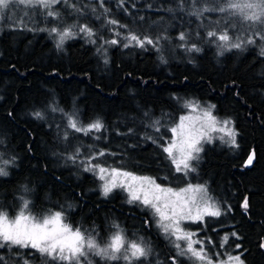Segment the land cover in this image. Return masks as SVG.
<instances>
[{"label":"trees","instance_id":"trees-1","mask_svg":"<svg viewBox=\"0 0 264 264\" xmlns=\"http://www.w3.org/2000/svg\"><path fill=\"white\" fill-rule=\"evenodd\" d=\"M225 4L65 0L48 11L40 8L33 24L2 21L0 157L12 165L0 177V211L13 216L28 201L33 215L60 212L99 247L119 231L125 248L136 242L148 250L139 259L96 258L94 264H188L150 211L129 203L121 191L101 195L99 180L81 166L97 156L94 163L153 177L163 186L205 184L224 214L209 220V234L220 238L235 231L238 237L229 244L239 243L245 264H264V52L252 32L241 30L237 37L230 26L237 14L204 11ZM64 7L75 13L70 24L59 23L70 33L61 42L47 30L58 25L54 17ZM75 19L82 25L72 28ZM85 26L91 35L81 31ZM210 31L230 39L209 37ZM130 34L153 43L141 47L126 39ZM235 42L241 46L231 47ZM186 102L211 106L217 118L233 124L236 138L234 146L205 147L193 169L182 173L163 148ZM70 120L80 128L97 121L103 127L85 133L70 127ZM251 152L254 161L246 168ZM0 243V264H69Z\"/></svg>","mask_w":264,"mask_h":264},{"label":"snow or ice","instance_id":"snow-or-ice-1","mask_svg":"<svg viewBox=\"0 0 264 264\" xmlns=\"http://www.w3.org/2000/svg\"><path fill=\"white\" fill-rule=\"evenodd\" d=\"M13 2L14 0H0V9L9 7V5ZM57 2H59V0H19V3L21 4L32 5L35 3L45 7H50L52 4ZM212 10H218L222 13L229 12L233 15L239 14L244 20L264 23V0H226L225 6L220 7L219 9H204V11ZM47 14L49 16L55 15L52 11H49ZM110 23L116 24L118 22L113 20L110 21ZM52 31L56 32L57 30L52 29ZM81 31H85L91 35V30L86 26L82 28ZM69 34L70 33L68 31L60 33L61 42H63V39ZM257 35H259V33H257ZM208 36H217V33L210 31L208 32ZM261 38L264 39V36H261ZM126 39L129 41H136V43L141 47H143L145 42L149 44L153 43V41L148 37H145L142 40L134 34H130L126 37ZM180 39H185L183 33H181ZM217 39L227 42L230 37L225 32L217 36ZM111 43L114 44L116 41L113 40ZM248 43H254V41L248 40ZM240 46L241 45L239 43L231 45V47L235 48H239ZM195 50L198 51L199 49ZM262 52H264V50H262ZM36 115L39 116L40 113H36ZM205 115L208 116L213 123H215V118L211 117L210 113H205ZM184 119L185 118H182L181 124L171 130L174 136L179 139H173L168 146L163 148V151L168 154L173 164L176 165V171L178 172L182 170H191L189 160L197 158L193 154H198L202 151V148L197 146L200 143L199 138H197L194 134L193 129L186 128L184 126ZM223 123L227 126L230 122L224 121ZM69 125L76 131H84L85 133L91 129L99 130L103 127L99 121L89 125L87 128L77 127L74 120H70ZM220 131H224L226 135L229 136L231 143L235 145V133L231 129H227L225 127L221 128ZM210 139L211 138H209V140ZM103 154V152L100 153V155ZM253 158L254 154L249 155L247 159L248 165L252 163ZM96 167L99 168L100 173L108 171L98 165ZM111 174L113 177L111 186H109L108 183L103 186V192L105 195L111 191V188L117 186L115 183V178L117 176L130 178L132 181H139L140 188L138 191L143 192V197L138 195L137 191L132 190L131 186H129L132 200H140L145 206L155 209V212L160 216V223L165 232H167L172 225H165L162 221L170 218L173 220V223L176 225L173 230V235H176L177 240L184 239L188 241L187 248L182 249L180 254L191 253L193 257L201 261H206V264H211V260L204 253L203 248L196 249L193 247V243H202L201 241H192V233L178 234L183 232V230L179 228V219H202L203 215L219 216L221 214L220 210L216 208L214 204H207L203 212L198 209L195 217L191 215V209L185 213L187 205L189 203L194 204V201L186 199L184 194L190 191L205 193L206 189L203 186H196L193 188L189 185L188 188L175 191L171 188L161 187L150 177H137L129 172H120L118 169H111ZM0 175H7V172L3 168H0ZM101 179H103V176H101ZM170 197H175V200L170 199ZM162 199L164 200L163 207L165 209H170L171 217H169L166 212L161 210L159 201ZM243 207L247 209V199H245ZM27 208L28 201H24L23 208L13 219H9L7 213L0 212V240L7 243L9 246L18 245L23 248H32L41 254L48 255L53 260L68 261L69 264H72L73 261H75V264H81L80 257H86L87 255L84 250L85 246L89 250H95L96 255H100L103 258L111 260L120 259L121 257L117 254L121 253L122 249L124 250L122 258L128 261L131 259H139L140 257L147 256L148 254L146 247L136 242L129 243L127 248H125L124 237L119 231L111 237L110 242L105 247H99L94 239L89 238L85 240L83 233L79 229L73 230L69 225L65 224L60 212H56L43 218H37L31 214H26L25 210ZM177 217H179V219H177ZM233 235H235V233H233ZM224 239L226 241L227 237ZM3 246L4 244L0 243V247ZM176 247L180 248V245L177 244ZM230 260H235L237 264H243V261L240 260L239 256L230 257ZM25 264H28L27 260L25 261Z\"/></svg>","mask_w":264,"mask_h":264},{"label":"rangeland","instance_id":"rangeland-1","mask_svg":"<svg viewBox=\"0 0 264 264\" xmlns=\"http://www.w3.org/2000/svg\"><path fill=\"white\" fill-rule=\"evenodd\" d=\"M61 1H65V0H59V2H61ZM59 2L52 4L50 7H45V6H42L39 4H35V3H33L32 5L21 4V3H19V0H14V2L9 5V7L4 8V9H0V24L2 23V21L6 20L7 23H15L17 26H19V25H23L22 22H25L28 19H29L28 23L33 24L31 22H33L34 20L35 21L39 20V18H37L39 15V13H38L39 10L44 9V10L48 11L52 6H55ZM64 8H65L64 10H62L59 14L55 15V17H54V19L59 21L58 25L56 27H50L49 28V26H48L49 24L42 22V27L45 30H47L49 28L47 30L48 32L51 31L52 29L57 30L55 33V36L57 38H60V33L65 32V30H61V27L59 25L60 21H62L64 24L65 23L70 24L71 18H72L71 16H73L75 13V9H72V7H64ZM6 15H8V17ZM33 17H36V18H33ZM43 21H45V20H43ZM76 23L82 25V23L80 21L75 19L72 22L71 27L73 28V26ZM230 26L235 27L234 29H236L235 31H236L237 37L241 33V30H244L247 32H252L255 35H257V33H259V35H257V36L261 40L259 43L260 48L264 50V39L261 38V36H264V23H261L258 21L253 22L250 20H244L241 15L237 14V16L233 17L232 21L230 20ZM236 43H238V42H235V44ZM188 102H186V103H188ZM188 105H189V108H188ZM186 109H187L186 113L179 117V119L177 120V122L173 126V128H176L178 125H180L182 122V118H185L183 120L184 126L186 128L193 129L194 134L200 140V143L197 146L201 147L202 151L199 152L198 154L194 153L193 155L196 156L197 158L189 160L190 168L192 170L194 163L196 161H198L199 159H201L202 153L204 152L205 147H207L209 145H213V144H219L221 146H234L231 143L229 136L226 135V133L224 131H220L221 128L226 127L227 129H231L235 133V138H236V131H235V128L231 122L227 126H225L223 122L227 121V120L217 118L214 115L211 106L201 105L198 103L196 104V103L190 102L187 104ZM205 113H210L211 117L215 118V123H213V121L208 116H206ZM209 138H211V139L209 140ZM173 139H179V138L175 137L173 132H172V136H171L169 142H167V144L164 147L168 146V144ZM96 158H97V156H93L90 158L83 159L81 161L82 162L81 166H82L84 171H90L91 170V172H93V175L99 180L101 195L105 199L110 197V195L115 191L123 192L129 203L137 204L140 206V208L147 210V211H150L156 227L165 236V238L168 239L171 242V244H173V246L177 250V253H178L180 258H186L188 264H206V261H201V260L193 257L191 255V253L180 254L182 249L187 248L188 241L184 240V239L177 240L176 235H173V230L175 229L176 225L173 223V220L171 218L168 220L162 221V223L165 225H172V227H170L169 230L167 232H165L164 228L161 226V223H160V216H159V214H157L155 212V209H153L152 207H149V206H145L140 200H132L131 193L129 190V186H131L132 190H136L138 195L143 197V192L138 191L140 188V182L139 181H132L130 178H126L123 176H117L115 178V183L117 184V186L111 188V191L107 195H105L103 192V186L106 183H108L109 186H111V183L113 182L111 169H116V168L104 166L103 164H101L99 162L94 163V159H96ZM5 162H7V163H5ZM11 165H12V162L9 161L7 158L0 157V168H3L7 172V174H8V170L11 167ZM97 165L99 167L107 169L108 171H106L104 173H100L99 168L96 167ZM173 165L176 169V165L175 164H173ZM191 170H182L180 172L185 173V172L191 171ZM119 171L120 172H127L124 170H119ZM133 175H135V174H133ZM4 176H6V175H0V177H4ZM101 176H103V179H101ZM135 176H137V177H149V176H139V175H135ZM150 178L154 179L156 184H159L155 178H153V177H150ZM159 185L163 188H171L175 191H179L180 189L188 188L189 185H191L193 188H195L196 186H203L206 189L205 193L191 192L190 191V192L184 194L186 199H190V200L194 201V204L189 203L187 205V207L185 208V213H187L188 210L191 209V215L193 217H195L198 209L201 212H203V210L207 204H214L215 207L220 210L221 214L219 216L203 215L202 219H188V218L179 219V217H177V219H179V228L183 230L182 233H178V234L192 233L193 234L191 237L192 241H194V242L195 241H201L202 243H193V247L196 249L203 248L204 253L207 255L208 258H210L211 264H237V262L235 260H230V257H237V256H239L240 260L243 261V264H245L243 258L241 257V252H239V248H240L239 243L229 244L230 238L236 239L238 237L237 233L235 231H233L232 233H229L230 235L227 234V235L222 236L220 238L215 236V235L209 234V229L207 226V223H209V220L218 221L223 217L224 214H223V211H222L220 205L212 197L208 187L205 184L188 183V184L181 186V187H178V188L163 186L161 184H159ZM170 199L175 200V197H170ZM163 204H164V200L162 199L161 201H159V205L161 207V210L166 212L169 215V217H171L170 209H165L163 207ZM21 209L18 210V212L15 213L13 216H10L7 214L8 218L9 219L15 218L16 215L21 211ZM25 211H26V214H31L32 216H35L37 218H43V217H46V216H49L51 214L56 213V212H51L48 214H42V215L38 216V215H33L29 211L28 208ZM0 212H4V211H0ZM4 213H6V212H4ZM62 219H63V217H62ZM63 222L65 224H67L64 221V219H63ZM73 230H75V229H73ZM213 230H215V228ZM233 233H235V235H233ZM225 237H227L226 241L224 239ZM85 240H87V239H85ZM177 244L180 245V248L176 247ZM84 250L87 253V255H86V257H80L81 264H94V261L96 258L101 259V260L104 259L103 261H107V260L111 261V259H106L100 255H96L95 250H89V249H87L86 246H85ZM123 251L124 250L122 249L121 253H118L117 255L123 256V254H124ZM43 255L48 256L46 254H43ZM66 262H68V261H66ZM72 264H75V261H73Z\"/></svg>","mask_w":264,"mask_h":264},{"label":"water","instance_id":"water-1","mask_svg":"<svg viewBox=\"0 0 264 264\" xmlns=\"http://www.w3.org/2000/svg\"><path fill=\"white\" fill-rule=\"evenodd\" d=\"M253 153L251 152L249 155H252ZM249 157V156H248ZM248 157L246 158V160H245V162H244V165H245V167L246 168H250L251 166H252V164H253V161H254V158H253V161H252V163L250 164V165H248L247 164V159H248Z\"/></svg>","mask_w":264,"mask_h":264}]
</instances>
